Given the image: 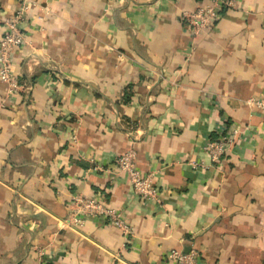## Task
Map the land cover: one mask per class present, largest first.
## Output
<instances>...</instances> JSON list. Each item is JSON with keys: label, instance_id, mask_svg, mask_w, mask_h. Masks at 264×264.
Here are the masks:
<instances>
[{"label": "crops", "instance_id": "0c3cea01", "mask_svg": "<svg viewBox=\"0 0 264 264\" xmlns=\"http://www.w3.org/2000/svg\"><path fill=\"white\" fill-rule=\"evenodd\" d=\"M33 2L12 55L22 88L0 80V264H177L168 252L191 248L264 264V0H236L194 39L180 13L204 0ZM17 4L0 0V36ZM224 126L238 134L215 165ZM128 149L161 204L107 171ZM76 193L121 209L130 233L69 228Z\"/></svg>", "mask_w": 264, "mask_h": 264}, {"label": "built area", "instance_id": "2783aa9c", "mask_svg": "<svg viewBox=\"0 0 264 264\" xmlns=\"http://www.w3.org/2000/svg\"><path fill=\"white\" fill-rule=\"evenodd\" d=\"M17 1L18 4L14 11L3 19V31L0 36V80L6 84V95L8 97H12L22 88L12 74V55L17 47H22L27 43V34L22 26L23 23L28 21V11L35 5L33 0ZM205 1L204 4L198 5L193 10H183L180 13V21L187 27L193 39L218 19L221 10L236 7V0ZM253 104L264 108V100H253ZM132 129L133 125L129 124L128 135H131ZM237 134V129L229 130L228 127L224 126L218 131L217 137L207 144V152L213 164L220 165L222 163L234 144ZM99 168L101 169V167ZM107 171L113 174H125L136 195L141 199H152L161 204L162 199L154 186L152 174L141 172L137 166L136 154L133 149L117 154ZM68 209L64 221L69 228L81 227L86 218L101 217L110 224L115 225L124 234L130 233L123 211L108 205L100 199L76 193L71 196ZM38 255L41 259L43 253L40 251ZM167 258L177 264H201L198 253L193 248L187 252L181 249H172L168 252ZM44 264H48V262Z\"/></svg>", "mask_w": 264, "mask_h": 264}, {"label": "trees", "instance_id": "16d2710c", "mask_svg": "<svg viewBox=\"0 0 264 264\" xmlns=\"http://www.w3.org/2000/svg\"><path fill=\"white\" fill-rule=\"evenodd\" d=\"M204 1H205V0H204ZM200 4H204V3H200ZM200 4H199V5H200ZM225 157H226V156H225ZM225 157H224V158H225Z\"/></svg>", "mask_w": 264, "mask_h": 264}]
</instances>
